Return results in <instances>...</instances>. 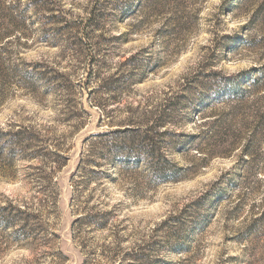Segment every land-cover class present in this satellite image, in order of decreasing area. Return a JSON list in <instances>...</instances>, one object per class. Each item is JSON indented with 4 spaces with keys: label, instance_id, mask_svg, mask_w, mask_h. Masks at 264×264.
<instances>
[{
    "label": "rangeland",
    "instance_id": "obj_1",
    "mask_svg": "<svg viewBox=\"0 0 264 264\" xmlns=\"http://www.w3.org/2000/svg\"><path fill=\"white\" fill-rule=\"evenodd\" d=\"M17 1L27 21L0 42V207L31 206L40 234L0 228V264H264V0ZM30 127L37 150L4 135ZM128 127L157 157L110 164L106 141L134 133L94 135ZM91 215L100 228L78 224Z\"/></svg>",
    "mask_w": 264,
    "mask_h": 264
},
{
    "label": "trees",
    "instance_id": "obj_2",
    "mask_svg": "<svg viewBox=\"0 0 264 264\" xmlns=\"http://www.w3.org/2000/svg\"><path fill=\"white\" fill-rule=\"evenodd\" d=\"M13 2H15V3L11 4L7 8L5 7L3 2H0V10L6 9L9 12L14 11V12L18 13L17 16L6 17V19H4L5 21H3V23H0V42L3 39H8V38H11L13 36H16V38H18V36L16 35V31H18L20 29L19 27L24 26L25 22L27 21L26 15L24 14V10L20 9V7H21L20 1L14 0ZM48 4H50V3L47 2V5ZM98 18H99V16H98ZM90 21H88V23L86 24L87 28L88 27L89 28H91V27L97 28V26H98V25H96L97 23L92 25L93 23H91ZM24 35L25 34L22 33L20 37H24V38L27 37V35H25V36ZM9 52H11V51H9ZM3 59H4V57L1 56L0 62H1V60L3 62ZM33 72H35V71L31 70L29 72H26L24 74L22 73V74L26 79H29V77L32 78ZM48 72H50V71H48ZM42 74L45 75V72L40 73V76H41L40 79L44 78V75H42ZM34 75L36 76V75H38V73L35 72ZM169 116H170L169 113L159 116L160 119L157 118V124L161 125L163 120L168 119ZM111 124H114V123H111ZM127 125L133 126V125H137V123L130 121ZM127 129L128 130H124V131H119V130L108 131L105 133H98V134L94 135L96 137V139H98V138L101 139L103 137H112L111 134H118L120 132L122 133V132L129 131L131 133H134V137L136 139L134 138L132 143H130V145H128L125 142L124 143L120 142V144H119V142L115 143L116 141H114L112 138H110V139H108V141H106V142H110V144L107 143L106 146L108 148V151H107V153L104 154V156H105V158H107L109 160L110 164H112L111 162H113L114 160L124 161L123 163L131 162V161H133L134 163H138V162L142 161V160H140V158L142 156H146V157L151 156L153 158L157 157L158 147H156V144L153 143L152 140L149 142L148 137H146L144 135H143V137H141L142 139L137 138L136 136H138V134L137 135H135V134L138 133V129H132L130 127H128ZM4 135L6 137H10V140L13 144L11 146L15 147L16 149H18L21 146L22 147H24V146L29 147L32 145L33 149L37 150V147L42 146L41 144L46 140L44 135L41 134V132L39 130H35L33 127L23 128V129L20 128L18 130L11 129L10 131L4 132ZM119 141H121V140H119ZM98 143H100V142H98ZM94 145L95 144H93L92 146L94 147ZM61 152H64V150L59 149V148H57V149L55 148V151L49 152L48 155L51 156L50 159L54 158L56 161H58L59 159H63V160L66 159V157H64V155H62ZM96 153H97V151L93 150V149L88 150V152L86 151V153L83 151V153H82L81 162H82V164L89 166L88 174H96V171L93 168H94V166L99 167L101 164L99 159H95L97 157ZM31 157H34V156L31 155ZM117 157H118V159H116ZM42 158H44V157H42ZM107 159H105V160H107ZM56 161H54V162H56ZM165 162H168V161L165 159ZM152 164H153V168L156 170V172L158 174L166 175V173H167V171H166L167 168L165 166L166 163L164 165L157 163V164H155V166H154V163H152ZM55 169H56V167H55ZM51 170L54 171V168H52ZM92 180H93V178H92ZM78 186H79V184H78ZM78 186H76L77 190H78ZM43 188L44 187H42V189ZM53 200H52L53 205H56V200H57L56 197L53 198ZM26 209H28V210H26ZM30 209H31V206H27L25 209H22L19 205H12V204H10L7 207H0V228H3L4 230L14 229L13 235L18 234L19 238L21 235H23V237H21V238H23L24 240L29 239V238H37V236L40 234V232L38 231L37 227H34V222L36 224H38L37 221L40 219V214L35 213V212H29ZM102 218L106 219V217H104V216H93V215H91L87 218L80 219L78 221L79 222L78 224L81 226L91 224V225H96V227H99V226L101 227L102 223L100 220ZM39 229H40V227H39ZM41 230L42 229H40V231Z\"/></svg>",
    "mask_w": 264,
    "mask_h": 264
}]
</instances>
